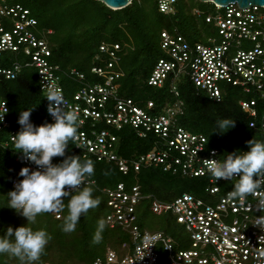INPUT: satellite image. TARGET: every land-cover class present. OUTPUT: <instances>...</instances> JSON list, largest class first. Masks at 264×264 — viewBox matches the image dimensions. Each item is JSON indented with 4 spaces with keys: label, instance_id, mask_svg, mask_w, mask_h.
Here are the masks:
<instances>
[{
    "label": "built area",
    "instance_id": "2783aa9c",
    "mask_svg": "<svg viewBox=\"0 0 264 264\" xmlns=\"http://www.w3.org/2000/svg\"><path fill=\"white\" fill-rule=\"evenodd\" d=\"M173 1L161 0L160 9L168 12ZM195 12L201 13L199 9ZM205 20L216 27L218 38L204 36V41L191 42L181 33L162 32L165 56L156 62L148 83L161 87L169 82L175 101L156 111L152 100L140 105L119 95V79L124 75L121 43L101 42L95 57L99 63L90 67L94 77L89 79L84 71L74 67L63 69L52 60V49L37 34L39 22L29 7L0 0V85L32 67L47 109V88H57L65 101V110L70 108L78 113L74 143L83 156L114 162L123 173H128L131 166L138 170L154 164L173 173L205 178L208 198L183 192L173 200H163L144 194L139 185L127 187L124 183L102 188L109 207L106 223L127 232L129 239L122 241L118 249L108 247L105 256L96 258L93 264H264V238L260 239L264 228L254 224L264 219V213L255 210L258 199L264 197V187L244 202L229 198L237 178L217 181L203 162H223L220 151L208 148L204 134L192 132L177 122L184 104L179 98L178 80L188 75L198 89L215 101L224 98V85L250 94L252 97L240 99V107L249 116V125L261 129L264 135V6L216 5ZM64 78L78 83L71 95ZM9 112V104L0 94V115L4 113L0 121V147L9 146L15 136ZM103 123L115 129L129 125L140 137L153 134L155 144L146 153L127 159L117 152L118 136L110 127H102ZM18 161L23 167H36L21 154ZM20 179L13 178V187ZM95 184L94 178L87 177L82 186ZM224 184L232 186L224 188ZM145 198L150 200L153 213H170L182 225L190 240L189 248H178L174 237L162 229L140 226L138 205ZM52 214L61 218L62 209Z\"/></svg>",
    "mask_w": 264,
    "mask_h": 264
},
{
    "label": "trees",
    "instance_id": "16d2710c",
    "mask_svg": "<svg viewBox=\"0 0 264 264\" xmlns=\"http://www.w3.org/2000/svg\"><path fill=\"white\" fill-rule=\"evenodd\" d=\"M29 1L35 4V9L32 11L29 6L27 7L38 19L40 29L46 32L47 37L50 38L49 36L56 32L61 34L56 43L49 44L53 52V61H55L53 58L56 52L63 51L66 62L65 64L59 62L62 68H77L84 71L87 78L91 79L94 76L90 73V67L99 63L95 57L99 52L101 42H119L123 46L121 57L123 56V60L125 58L124 63H121L124 75L119 79V95L130 97L140 105H145L147 101L152 100L156 111L175 101L174 94L170 91L169 82L161 87L148 83L150 67L162 57L156 58L155 54V49L161 48L162 32L167 30L171 33H181L189 41L195 42L204 41V32L211 29V24L205 20V15L210 12L203 11L200 6L196 5L190 8L189 19L191 20L186 23L187 25H181L177 19L180 13L178 5L181 0H174L168 12L160 9L161 0H132L129 5L121 9H112L99 0H67L63 6L56 4L62 0L59 2L57 0ZM193 1L197 5L203 2L201 0ZM76 3L80 4L79 9L74 6H78ZM204 3L210 4L212 11L215 10L216 5L213 2ZM55 4L60 6L63 15L64 12L66 13V22L72 23L66 30L59 26L54 27L48 20L49 17L52 19L55 17L53 15L55 10L58 13L60 11L58 7L50 10L51 5ZM196 9H199L201 13L197 14ZM145 21L150 24L146 25ZM157 21L161 23L157 25ZM152 23L158 28L160 27V42H156V38H154L157 27ZM48 30L51 32L49 33ZM196 30L201 32V35L197 36ZM40 34L42 35V33ZM49 41L51 40L49 39ZM127 54L130 56L128 57ZM25 70L18 78L4 80L0 85V94L9 104L11 129L15 135L22 130L21 125L18 124L21 112L30 108L32 109L30 120L33 124L52 123L34 69L30 67ZM63 83L66 85L69 95L78 86L77 82L68 78H64ZM178 89L179 98L184 103L183 112L177 117L179 124L192 132L204 134L207 137L208 148H217L222 160L229 153L242 154L243 151H248L247 141L249 140L264 141L261 129L249 125V116L239 104L242 97H252L250 94L244 95L239 92L235 95L231 89L229 93L224 94L221 101H215L198 89L188 75L179 78ZM259 109L261 110V108ZM221 119L234 121V126L222 133L216 131L217 122ZM101 126L110 127L116 133L118 136L117 152L127 159L136 158L146 153L155 144L156 137L153 134L147 138L140 137L136 130L129 125L121 129H115L105 123ZM66 151L68 154L78 155L81 161H93L94 174L91 177L94 178L96 184L89 187L93 189V196L99 198L100 203L95 209H89L88 213L80 218L75 231L71 233L61 231L63 218L67 214L69 198H64L65 207L62 209L61 218H57L52 212L39 214L35 224L30 226L33 229H45L51 239L45 246L37 264L47 262L52 264H93L96 258L105 254L108 247L118 249L122 241L128 240L127 232L120 228H111L106 223L101 243L96 245L91 243L97 227V220L105 219L109 211L107 195L102 190L104 187H114L118 183H124L127 187L139 185L144 194H152L163 200H170L175 190L179 191V195L183 192H190L208 198L204 189L205 178L199 176L189 177L181 172L173 173L154 164L142 166L138 170L131 166L128 173H123L114 162L98 160L93 155L83 156V153L75 147L74 141H69ZM19 154L14 149V142L9 146L0 147V235H3L9 226L16 228L27 223L26 218L18 215L14 209L7 207V193L13 189L12 180L16 175H19L23 168V164L18 161ZM62 159V157H54L53 162L57 163ZM226 186L229 185L224 184L223 187L226 188ZM155 215L159 217L156 222H147L144 213L138 214L140 226L151 230L162 229L171 234L178 242L175 236L178 231H184L182 225L177 223L170 213ZM1 256L5 260L8 258L10 264H17L15 259L9 258L6 254Z\"/></svg>",
    "mask_w": 264,
    "mask_h": 264
},
{
    "label": "clouds",
    "instance_id": "9594fccd",
    "mask_svg": "<svg viewBox=\"0 0 264 264\" xmlns=\"http://www.w3.org/2000/svg\"><path fill=\"white\" fill-rule=\"evenodd\" d=\"M44 96L49 101L47 110L54 122L33 124L30 108L21 112L18 124L22 130L13 136L14 149L24 160L36 166L34 169L28 166L21 168L16 176L22 179L7 193V207L27 220L25 225L16 228L9 226L0 235V255L6 254L17 264H37L51 239L45 229L30 226L35 224L39 214L63 209L64 198H69L61 231L71 233L75 231L80 218L100 203L99 198L93 196L91 187L82 186L86 178L94 174L93 161H81L78 155L66 151L69 141H75L77 137V111L70 108L65 110L62 94L55 87L49 86ZM3 119L4 113L0 115V121ZM233 126L234 121L221 119L217 122L216 131L222 133ZM247 144L248 151L229 153L223 162L217 159L203 160L209 174L217 181L237 178L228 195L240 202L256 195L264 187V141L252 139ZM212 155H215L214 151ZM54 157L63 159L54 163ZM255 210L264 213V197L258 199ZM254 224L264 228V219ZM105 227V219H99L91 240L93 245L101 243Z\"/></svg>",
    "mask_w": 264,
    "mask_h": 264
},
{
    "label": "rangeland",
    "instance_id": "374dc122",
    "mask_svg": "<svg viewBox=\"0 0 264 264\" xmlns=\"http://www.w3.org/2000/svg\"><path fill=\"white\" fill-rule=\"evenodd\" d=\"M11 1H13V2H21L22 4H24V5H26V6H29L31 9H32V11L35 9V4H33V3H30V1L29 0H11ZM58 2L60 1V0H57ZM148 2V1H147ZM55 3H56V1H55ZM65 3H67V0L65 1V0H62L60 3H56V4H60L61 6H63ZM56 4L55 5H51V9L50 10H53L54 8H56V7H58V9L60 10L59 11V13L55 10L54 11V13L55 14H53L55 17L52 19V18H50L49 17V19H48V17L46 18V20L48 19L49 21H51L50 23L51 24H53V26L54 27H61V29H65L66 30V28L68 29L69 28V26L72 24V23H70L69 21L68 22H66V19H67V16H66V13L64 12V15H63V11H62V9L61 8H59L60 6L59 5H57L56 6ZM78 6H76V5H74L77 9H79L80 8V4H78V3H76ZM193 5H196V6H200L202 9L201 10H203V11H207V12H210V13H213V11L210 9V4H208V3H204V1L202 2V3H199V5H197L193 0H181V2L179 3V10H180V13H179V16H178V21H180L181 22V25H185L186 23H188V21H190L191 19H189V15H190V8L193 6ZM145 6V5H144ZM147 16V15H146ZM163 20V19H162ZM161 22H158L157 21V25L158 24H160ZM145 24L146 25H149L150 23L149 22H147V21H145ZM64 25V26H63ZM152 25L153 26H155V27H157L154 23H152ZM187 25V24H186ZM40 27L41 26H39V24H38V26L35 28L36 30H37V34L40 36V37H44L48 42H49V44H51V42L52 43H56L57 41H58V39L61 37V34L60 33H58V32H56L54 35H51V36H49V34H48V36L50 37V38H48L47 37V34H45L46 32L44 31L43 32V30H41L40 29ZM160 28V27H159ZM158 27H157V31H155V37L154 38H156V42H160V40H161V38H160V36H159V31H160V29H159ZM42 33V35L40 34V33ZM48 32H49V30H48ZM51 32V31H50ZM49 32V33H50ZM204 32V31H203ZM195 34L197 35V36H199V35H201V32H199L198 30H196L195 31ZM204 34H205V36H214V37H217L218 38V34H217V30H216V27L213 25V24H211V29L210 30H208V31H205L204 32ZM49 39L51 40V41H49ZM131 46H132V43H131ZM130 46V47H131ZM164 51H163V49H162V47L160 48V47H158V48H156L155 49V54L157 55V57L156 58H159L160 56H165V54L163 53ZM64 53H63V51L61 52V51H57L56 52V55L54 56V60L55 61H57L58 63L60 62V63H64L65 64V62H66V57H65V55H63ZM128 55V54H127ZM130 55H128V57H129ZM123 57V56H122ZM126 57V56H125ZM12 58L13 59H16V56L15 55H12ZM156 60V59H155ZM124 61H125V58H124V60L121 58V63L123 64L124 63ZM154 66H155V62L153 63V65L150 67V70H149V74L152 72V70H153V68H154ZM26 70L24 69L23 71H22V73H24ZM21 73V74H22ZM225 87H224V92L226 93H229V90H233V92L235 93V95H237L240 91H239V89H236L235 87H231V86H229V85H224ZM177 122H178V119H177ZM178 124H179V122H178ZM179 195V191H177L176 192V190L173 192V194L171 195V199L170 200H173L176 196H178ZM105 204V203H104ZM106 205V204H105ZM106 208V210H107V206L105 207ZM144 213V217H146V221L147 222H156L158 219H159V217L158 216H156L152 211H150V200L149 199H143L140 203H139V205H138V214H143ZM99 220V219H98ZM97 220V221H98ZM117 232H118V230H117ZM175 238L177 239V241H178V248H181V249H187V248H189L190 247V240H189V237H188V234L185 232V230L184 231H178L177 233H176V236H175ZM129 239V238H128ZM105 256V254L102 256V257H104ZM13 263H15V261H13ZM47 263H49V264H52L51 262H47ZM0 264H10L9 263V261H8V258L5 260L4 259V257H2L1 255H0ZM79 264V263H78Z\"/></svg>",
    "mask_w": 264,
    "mask_h": 264
},
{
    "label": "water",
    "instance_id": "95a60500",
    "mask_svg": "<svg viewBox=\"0 0 264 264\" xmlns=\"http://www.w3.org/2000/svg\"><path fill=\"white\" fill-rule=\"evenodd\" d=\"M104 2L107 6H109L112 9H121L129 5L132 0H99ZM204 2L211 1L215 5H220V6H226L231 3H236L240 7H249L251 5H259V6H264V0H201Z\"/></svg>",
    "mask_w": 264,
    "mask_h": 264
}]
</instances>
